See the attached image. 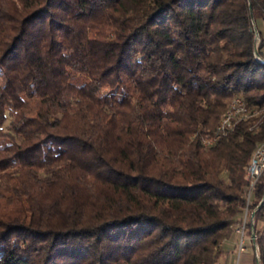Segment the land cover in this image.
<instances>
[{
    "label": "trees",
    "instance_id": "obj_1",
    "mask_svg": "<svg viewBox=\"0 0 264 264\" xmlns=\"http://www.w3.org/2000/svg\"><path fill=\"white\" fill-rule=\"evenodd\" d=\"M257 20L264 0H0V198L29 216L0 217V264H217L264 140ZM236 96L257 114L203 147ZM98 181L88 215L29 197ZM251 210L264 264V173Z\"/></svg>",
    "mask_w": 264,
    "mask_h": 264
},
{
    "label": "built area",
    "instance_id": "obj_2",
    "mask_svg": "<svg viewBox=\"0 0 264 264\" xmlns=\"http://www.w3.org/2000/svg\"><path fill=\"white\" fill-rule=\"evenodd\" d=\"M256 114L257 113L255 111H252L251 113L248 111L242 98L234 97L229 103L228 111L219 123L218 132L213 138H205L202 141L203 147H211L217 139H219L221 134H224L226 130L233 128L236 121L249 118ZM263 173L264 140L255 146L245 171V180L247 183L244 194L245 206L242 209L239 221L233 226V232L238 238L236 242V249L239 254L246 250L247 232L249 229L248 226L253 220L251 205L253 201L254 189Z\"/></svg>",
    "mask_w": 264,
    "mask_h": 264
},
{
    "label": "rangeland",
    "instance_id": "obj_3",
    "mask_svg": "<svg viewBox=\"0 0 264 264\" xmlns=\"http://www.w3.org/2000/svg\"><path fill=\"white\" fill-rule=\"evenodd\" d=\"M261 22H264L263 20H260ZM256 21L255 27L258 31L261 29V22ZM260 33V32H259ZM261 35V33H260ZM259 36L257 35V41H259ZM261 38L264 39V37L261 35ZM264 50V48H263ZM238 97V96H236ZM234 98V97H233ZM232 98V99H233ZM97 182V181H95ZM73 185V184H72ZM98 185V186H96ZM93 186H87L83 187V185H76L74 184L72 190H67L66 188H63L65 184H55L50 186H44L42 188H33L30 189L32 192H30L29 197L31 196L33 203L37 204L38 206H48L50 207L51 215L53 217V221L55 220H61L63 217L62 213H58L54 209V205L59 204L61 209H68L72 201L75 200L77 203H79L83 209L85 210V213L88 215L90 211L93 208L94 205V197L100 196L101 198L104 195L112 194L110 189L106 187L105 185L101 184L100 181H98V184ZM1 194H4V192H0ZM22 203V202H21ZM21 203L13 202L12 204H8L4 202L3 198H0V217H10V216H20V214L27 216L28 213H26L27 206L24 205V207H21ZM34 205V206H37ZM35 208L31 206V209ZM29 217V216H27Z\"/></svg>",
    "mask_w": 264,
    "mask_h": 264
},
{
    "label": "crops",
    "instance_id": "obj_4",
    "mask_svg": "<svg viewBox=\"0 0 264 264\" xmlns=\"http://www.w3.org/2000/svg\"><path fill=\"white\" fill-rule=\"evenodd\" d=\"M261 29L262 30L258 29V31L264 37V22H261ZM252 234L251 229H248L246 250L239 254L236 249V242L238 238L233 232L230 238L222 243V256L218 260L217 264H254L256 248L252 242Z\"/></svg>",
    "mask_w": 264,
    "mask_h": 264
},
{
    "label": "water",
    "instance_id": "obj_5",
    "mask_svg": "<svg viewBox=\"0 0 264 264\" xmlns=\"http://www.w3.org/2000/svg\"><path fill=\"white\" fill-rule=\"evenodd\" d=\"M261 204H262V202H261ZM261 204H260V205H261ZM253 239H254V234H252V240H253Z\"/></svg>",
    "mask_w": 264,
    "mask_h": 264
}]
</instances>
